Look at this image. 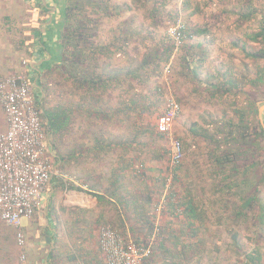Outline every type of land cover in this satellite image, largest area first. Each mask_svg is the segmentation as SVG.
I'll list each match as a JSON object with an SVG mask.
<instances>
[{
  "label": "trees",
  "instance_id": "trees-1",
  "mask_svg": "<svg viewBox=\"0 0 264 264\" xmlns=\"http://www.w3.org/2000/svg\"><path fill=\"white\" fill-rule=\"evenodd\" d=\"M237 2L247 9L246 2ZM59 3V56L44 59L43 67L31 68V72L38 78L37 104L53 159L59 168L77 180L82 178L75 174L73 167L83 168L86 164V176L90 180L99 184L108 173L109 186H114L134 164L135 171L131 169V172L141 178L140 164L147 163L148 158L150 163L160 158V151L156 153L148 148L149 143L143 139L152 135L162 138L157 134L154 121L166 110L161 79L176 48L166 33L181 18L179 10L184 12L187 21L178 26L181 42L176 50L181 56L176 79L171 82L173 92H176L177 82L183 80L206 104L213 103V99L222 94H232L227 92L230 81L215 84L213 76L202 78L200 75L208 58L206 48L209 45L194 40L203 36L209 43L213 33L211 25L197 24L203 12L197 7L194 10L191 0H182L181 5L178 0H59ZM218 12L223 13V9ZM246 12L244 16L233 9L230 16L237 14L241 21L259 16L258 31L252 38L260 40L262 47L246 56L254 61L261 60L264 65V8ZM232 26L238 28L240 23ZM255 77L250 81L252 89L262 84L264 99L263 70ZM248 97L254 104L255 97L247 93ZM176 102L181 107V100ZM251 114L249 121L241 117L237 122L230 121L231 124L204 121L206 127H199L193 123L189 128L192 143L188 146L176 137L183 154L184 147L192 159L202 156L205 162L200 161L199 165L194 161L197 172L194 179L182 160L171 169L169 188L161 201L157 222L163 214L175 223L182 221L192 228L188 240L196 237V245L167 249L164 243L169 237L179 239L167 233L171 226H166L165 232L160 222L159 227L154 226L157 223L154 211L160 205L161 193L155 196L149 186L148 194L142 186L138 188L136 207L131 205V209L134 208L136 222L144 224L146 232L140 229L143 233H136L131 242L140 248L150 247L149 262L157 264V260L168 257L172 264H177V260L180 264H192L202 251L200 237L195 231L199 223L204 224L209 217L206 203L212 208L221 206L226 210V204L236 198L240 203L234 215H219L216 224L240 225L244 230L252 229L257 238L262 236L264 205L260 197L264 194V126L257 117L256 108ZM148 153H151L149 157ZM205 177L208 179H203ZM167 179V174L160 177L163 190ZM200 181L203 184L196 189V182ZM205 186L214 198L205 197ZM88 193L97 201L102 200L97 192ZM181 240L186 239L182 237ZM242 254L244 260L239 264H264L258 247L250 252L244 250Z\"/></svg>",
  "mask_w": 264,
  "mask_h": 264
},
{
  "label": "crops",
  "instance_id": "crops-1",
  "mask_svg": "<svg viewBox=\"0 0 264 264\" xmlns=\"http://www.w3.org/2000/svg\"><path fill=\"white\" fill-rule=\"evenodd\" d=\"M55 3L56 1L51 0H0V75L11 74L20 68V61L24 59L22 49L30 52L32 69H38L40 65L43 67L44 59L59 56ZM26 6L32 7L28 21ZM41 11L45 12V21H42ZM37 79L35 77L34 81ZM36 90L38 91V88ZM6 127V118L0 107V132H4ZM49 147L51 150L50 145ZM51 152L53 153L52 150ZM57 166L58 163L55 168ZM131 169L135 171V164L127 170L123 180L114 186H109L108 173H105L106 177L98 184L85 175L86 169L83 170L84 174L80 175L81 181L74 176L52 177L42 195L41 206L30 218L22 221L25 236L23 247L17 245L15 230L0 221V264H19V256L22 253L25 254L26 264H105L99 248L100 229L111 226L123 235L125 241H133L136 233L146 232L144 224L136 222L134 208L131 209V205L135 204L136 207L138 188L142 186L148 194L149 186L155 191V196L161 193L160 202L167 189L166 186L163 190L161 184L156 186L154 183H148V162L140 164L141 178H137ZM79 187L87 192L80 191ZM88 191H96L102 200L97 201ZM155 215L158 216L155 218L157 222L160 216ZM159 222L154 224L156 228L160 225L162 232H165V227L171 226L167 228V233L177 235L176 238L179 239L176 241L167 235L169 240L164 243L167 249L178 250L181 246L186 248L196 243V237L188 240L192 228H188L182 221L175 223L167 214H163ZM199 224L201 229L203 224ZM140 229H143V232L139 231ZM241 230L245 231L243 226ZM182 237L186 240H181ZM259 246L256 242L253 249ZM248 248V244H245L244 249L241 247L243 252ZM159 263L172 264V261L167 257ZM176 263L180 264V261L177 260Z\"/></svg>",
  "mask_w": 264,
  "mask_h": 264
},
{
  "label": "rangeland",
  "instance_id": "rangeland-1",
  "mask_svg": "<svg viewBox=\"0 0 264 264\" xmlns=\"http://www.w3.org/2000/svg\"><path fill=\"white\" fill-rule=\"evenodd\" d=\"M51 1H56L55 5L57 9L56 13L58 19L55 30L58 31L57 24L59 23L61 7L60 4H58L59 0ZM181 1L182 0H178L179 5H181ZM223 1L224 2H221L220 0H191L193 9L194 7H197V9L199 8L203 12V14L199 15L197 24L203 25L205 23L211 25V32L213 33V36L209 39L211 40L209 43L206 39H203V36L195 38L194 41L195 43L202 42L209 45L208 49L206 48V51L208 52V58L204 64V70L200 74L201 77L206 78L207 76H213L215 79H213L212 81L215 84L216 82L222 83L223 81H230L231 86L228 87L229 89L227 92H230L232 94H222L221 97L214 98L213 103L206 104L199 95L192 92V87L183 80L177 82V84L175 85L176 92L174 93L171 82L172 79H176V71L180 64L181 53L180 51H178V49L176 50L177 46L180 45V42L178 43L179 40L177 41L170 34H172L171 31L178 29L177 27L180 25V23H185L187 21L183 11L179 10L178 16L181 18L175 24V26L170 27L166 33V36L174 41L176 48L174 49L173 55L170 59V63L164 70V75L161 79L163 101L166 103L167 107V102L170 98L174 101H177L179 99L181 100V112L174 120L172 133L175 137L181 139L183 143H186L187 146L192 143L189 128L193 123H196V125H198L199 127H206L207 124L204 121L231 124L230 121L237 122L241 117L249 121L252 118L251 112L256 108L257 117L264 126V99H262L263 93L261 91L263 85L261 84V86H259L260 88L258 87V89H252L253 86L252 84H250L252 77H255V75H257L258 72L261 71V69L264 72V65L261 60L254 61L252 58L246 56V54H249L252 51H257L262 47L260 40L252 38V36H254V34H256L258 31V24L260 23L259 16L254 15L253 17L248 19L244 18V21L239 20L240 17L237 14H235V16H230V11H233V9L236 10V13H240V15L244 16L247 15L246 11H248V9L253 12H255V9H263L264 0H242L243 2H246V4H248L246 5L247 9H244L245 6L241 8L240 3L237 2L239 0ZM219 9H223V13H219ZM29 13H32V7L26 6L27 21L30 17ZM214 14H218L217 17H214ZM41 18L43 19L42 21H45L44 19L46 18V15L44 11H41ZM139 19H142V17L139 16ZM234 23H240V26L238 28H233L232 24ZM26 39L27 36H25L24 40ZM23 50L24 59L21 60V58V61H19L26 62V71L29 80L34 85V87H37L36 82L34 81L35 74L31 72L30 67L31 58L29 56H31V54L29 51H27V49H22V51ZM174 63L176 64V66L174 65ZM20 68H22L21 63ZM169 77H171V80L169 79ZM235 91L236 94H233ZM247 93H251L255 97L256 101L254 104L251 102L249 97L247 98ZM154 122V125H156L157 119ZM143 140L149 143L148 148L155 150L156 153L160 151V158L158 157V159L154 162L150 163L148 158V182L154 183L156 186L160 185V177L167 174L168 179L164 186H167L168 189V180H170L171 178L170 171L172 169L170 166L171 151L168 139L164 136L159 139L157 136L152 135L148 136V138H144ZM46 141L50 145L48 136ZM190 149L194 150L192 146ZM183 151L184 154L182 161L185 162V166L189 167L194 179L197 174V172H195L196 166L194 164V161L200 165V161H202L201 163L205 162L204 157H199L196 155L194 156L193 160L192 155L188 156L190 152L185 151L184 147ZM150 155L151 153H148V157ZM54 163L56 164L55 161ZM87 168L88 165L86 164L83 166V168L81 166L78 168L76 166L73 167L75 174L79 176L83 175V170H87ZM56 171L60 175L57 177H70V174L65 173V171L59 168V166L56 167ZM203 179L207 180L208 178L205 177ZM196 183L198 184L196 187L197 189L203 184V181ZM79 184L81 183L79 182ZM205 187L207 189L205 190V197L214 198V196H212L213 194L209 192L210 189H208L207 186ZM79 189H82V187H79ZM167 189H165V193ZM82 190L86 191L84 189ZM260 199L262 204L264 205V194L261 195ZM239 203L240 202L236 198L232 199L229 203L226 204V210H223L221 206H215L214 208H212L209 204L206 203L209 217L206 219V221H203L204 224L201 229H196L198 237H200V241L202 244L200 248L202 249V251L200 255H198L197 258L194 259L192 264H239L240 261L244 260V254H242L243 251L241 247H243L244 249L245 244H248L249 248L246 251L250 252L256 242L260 244L259 248L262 252V258H264V229L263 231H261L262 236L257 238L256 233L252 232V229H246L245 231H242L240 225L230 226L229 223H226L224 225L216 224L217 216L225 215L226 217H231L232 215H234V209L239 205ZM160 207L161 202L155 210V213L157 215L161 213ZM220 222L223 223L224 219H221ZM233 237H235V239H233ZM158 262L159 261L157 260L156 263L160 264Z\"/></svg>",
  "mask_w": 264,
  "mask_h": 264
},
{
  "label": "built area",
  "instance_id": "built-area-1",
  "mask_svg": "<svg viewBox=\"0 0 264 264\" xmlns=\"http://www.w3.org/2000/svg\"><path fill=\"white\" fill-rule=\"evenodd\" d=\"M178 30L171 31L170 35L179 43ZM21 64L22 68L14 73L0 75V107L7 123L6 130L0 132V221L15 230L19 247L25 242L23 219L30 218L41 206L50 179L60 176L46 141L44 120L37 104L38 91L29 80L26 62ZM180 112V105L170 98L155 125L157 133L169 141L171 168L183 158L180 141L172 133L174 120ZM99 248L105 264H153L148 261L149 247L140 248L125 241L110 226L100 229ZM19 264H26L24 253L19 256Z\"/></svg>",
  "mask_w": 264,
  "mask_h": 264
}]
</instances>
